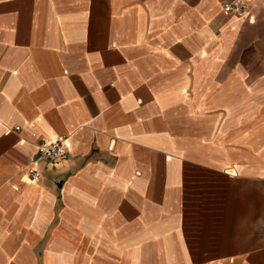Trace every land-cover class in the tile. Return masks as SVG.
I'll return each instance as SVG.
<instances>
[{
    "label": "crops",
    "instance_id": "1",
    "mask_svg": "<svg viewBox=\"0 0 264 264\" xmlns=\"http://www.w3.org/2000/svg\"><path fill=\"white\" fill-rule=\"evenodd\" d=\"M224 1L0 0V264H264V0Z\"/></svg>",
    "mask_w": 264,
    "mask_h": 264
},
{
    "label": "built area",
    "instance_id": "2",
    "mask_svg": "<svg viewBox=\"0 0 264 264\" xmlns=\"http://www.w3.org/2000/svg\"><path fill=\"white\" fill-rule=\"evenodd\" d=\"M252 0H227L222 3L225 13L244 17L252 7ZM18 127H16V130ZM68 153L66 137L57 136L52 139H43L37 144V158L55 162L64 158ZM28 177L35 181L40 177V171L35 167L27 170Z\"/></svg>",
    "mask_w": 264,
    "mask_h": 264
}]
</instances>
